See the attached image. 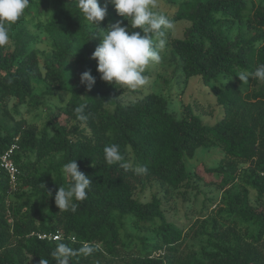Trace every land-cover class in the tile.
I'll list each match as a JSON object with an SVG mask.
<instances>
[{"label": "trees", "instance_id": "obj_1", "mask_svg": "<svg viewBox=\"0 0 264 264\" xmlns=\"http://www.w3.org/2000/svg\"><path fill=\"white\" fill-rule=\"evenodd\" d=\"M248 1L184 0L169 17L175 24H190L182 38L171 39L167 34L172 54L180 60L184 82L199 76L225 112L221 121L209 126L191 110L178 119L168 111L169 101L157 94L122 103L121 87L109 86L96 71L97 62L91 56L98 38L93 37L100 35L87 25L78 0H30L10 31L13 52L0 47V111L7 114L12 99L18 100L16 114L20 105H39L34 82L42 81L50 98L66 96L60 108L75 125L70 129L57 126L51 134L49 127L39 132L23 119L13 127L0 120V153L18 145L13 159L20 169L14 187L0 168V264H40L41 259L56 264L51 253L57 244L79 249L82 242L90 243L95 251L72 257L70 264H264V211L258 212L248 199L250 188L257 193L258 203L264 201V86L244 94V83L236 77L264 64V43L257 47L258 41L264 42V5L257 6L248 21V27L257 31L249 42L239 37L229 43L216 29L220 22L243 23ZM99 2L107 4V15L116 12L107 0ZM50 10L44 28L52 51L42 65L39 50L31 48L37 37L29 26ZM68 69H76L73 87L68 85ZM85 71L96 78L90 91L80 82ZM249 82L258 83L251 78ZM80 105H86L88 118L83 121L74 112ZM109 144L119 145L129 164L127 171L119 164L106 163L103 149ZM214 146L225 153L217 167L204 166V175L188 170L186 158H194L202 147ZM74 159L92 184L87 199L74 201L78 204L75 212L60 211L54 196L58 187L71 183L62 169ZM137 165L146 166L148 173L136 175L133 169ZM140 177L157 181L167 191L192 188L197 181L226 191L242 179L246 186L233 198L231 208L256 229L247 237L233 229L211 234L200 251L181 255L184 231L167 220L162 201L157 196L148 203L135 199V183ZM47 191L52 197H47ZM126 218H133L135 227L150 223L158 239L143 240L139 254L113 263L120 250H130L134 244V240L127 244L121 236ZM57 231L62 232L63 240L36 236ZM163 251L165 255H153Z\"/></svg>", "mask_w": 264, "mask_h": 264}, {"label": "rangeland", "instance_id": "obj_2", "mask_svg": "<svg viewBox=\"0 0 264 264\" xmlns=\"http://www.w3.org/2000/svg\"><path fill=\"white\" fill-rule=\"evenodd\" d=\"M184 0H154V11L172 17L175 13L179 2ZM264 5V0H249L248 7L244 12L243 23L241 22H220L216 29L220 31L223 37L229 43H234L239 37L242 42H249L257 33L256 29L248 27V21L252 17L254 9ZM44 14L34 21V24L29 26V30L37 37V42L31 45V48L39 50L40 62L43 65L48 59L52 47L48 34L45 32L44 24L47 23L51 16ZM123 17L117 12H112L106 15L104 21L99 24V28L106 29L109 25L119 22L121 26L130 28V21H123ZM42 24V26L39 25ZM87 25L92 28L98 35H102L101 30L87 22ZM190 26L187 22H179L175 24V28L168 32L171 39L182 38L186 28ZM135 31H141L135 29ZM143 35V33L141 32ZM156 39V38H155ZM100 43L98 38L96 46ZM6 53H11L14 50L13 43L9 42L5 46ZM161 62L153 63L147 66L143 73L148 77V83L137 90H129L126 87H121L122 95L121 102L128 103L134 101L138 97H144L148 94H157L163 96L169 101L168 111L175 115L178 119L183 118L190 110L201 117L206 125L214 126L224 118L223 108L217 104L215 95L206 86L202 85L201 78L193 77L189 83L184 82V73L180 67V60L172 54V48L167 43V47L161 51ZM76 69H68L70 87L74 86ZM79 81V80H78ZM225 82V81H224ZM113 86L112 84H108ZM264 86V82L258 81L244 83L241 90L244 94L251 93ZM120 87V86H116ZM48 86L45 82H34V92L41 103L36 107L28 106L27 104L20 105L18 114L14 112L16 99H12L9 103L8 113L0 111V120L7 126L13 127L23 119L25 125H31L41 132L44 128L49 127V132L54 134L57 126H64L70 129L75 123L69 121L64 115L60 106L66 96L50 98L47 93ZM13 116H12V115ZM225 158V153L220 146L202 147L197 150L194 158H186L185 164L188 170L195 172L198 170L204 175L203 167H217ZM130 163L132 159L130 158ZM244 169L247 165H243ZM212 180H216L212 176ZM206 180V178H205ZM211 180V181H212ZM207 181V180H206ZM210 182V181H209ZM208 182V183H209ZM135 199L142 203L151 202L154 196H157L162 201V208L169 222L175 223L184 231V241L179 248V253L186 254L190 251H200L201 247L207 245L208 238L211 234L226 232L228 229L235 230L238 234L247 237L256 229L252 223L246 222L239 215H235L231 208V201L239 195L245 183L242 179L237 181L233 186L226 191H222L217 187L206 186L204 181L192 183V188H183L180 191L166 190L153 179L140 177L135 183ZM249 189V203L255 206L259 211H264V201L257 202V193ZM117 219V216H115ZM124 226L121 228L122 239L127 244L134 240L130 250H120L119 256L113 260L108 257L107 260H112L113 263H121L122 259H127L132 255H137L143 250V240L146 242H155L158 237L155 234L153 226L150 223H142L140 227L134 226L133 218L124 219ZM160 222H157V228ZM153 228V230H152ZM264 253V246H262ZM153 255H165V251L156 252Z\"/></svg>", "mask_w": 264, "mask_h": 264}, {"label": "clouds", "instance_id": "obj_3", "mask_svg": "<svg viewBox=\"0 0 264 264\" xmlns=\"http://www.w3.org/2000/svg\"><path fill=\"white\" fill-rule=\"evenodd\" d=\"M114 6L117 14L130 21V28L121 26L119 22L109 25L106 29L99 28V24L107 15V4L101 6L99 0H78V8L84 18L101 30L100 43L92 53L91 59L97 62V73L100 79L115 87H126L137 90L148 83V77L143 73L148 65L161 62V51L167 47V33L175 28V22L168 16L160 14L155 8L154 0H107ZM30 6V0H0V47L10 42L12 26L23 16ZM140 29L141 31H135ZM143 33V35L141 34ZM153 37L156 39L154 40ZM257 42V47L261 45ZM242 83L249 79L264 82V64H259L255 71H241L237 74ZM81 84L90 91L96 83V78L85 71L80 76ZM117 88V87H116ZM86 105L75 107L74 112L79 120H86ZM104 158L108 165L119 164L127 171L129 164L121 154L118 144L106 145L103 149ZM63 174L71 180L66 187L60 186L55 193L54 202L60 211L77 210L78 204L74 201L87 199L92 179L80 171L76 159L63 165ZM136 175H146L148 168L137 165L133 169ZM44 187V186H43ZM47 197H52V192H46ZM95 248L88 242H82L79 249H74L64 243L57 244L51 253L56 264H70V259L77 255L89 256ZM40 264H48L47 260Z\"/></svg>", "mask_w": 264, "mask_h": 264}, {"label": "built area", "instance_id": "obj_4", "mask_svg": "<svg viewBox=\"0 0 264 264\" xmlns=\"http://www.w3.org/2000/svg\"><path fill=\"white\" fill-rule=\"evenodd\" d=\"M18 148V145L14 144L4 153H0V168L9 175L11 184L14 187L18 183V177L20 175V169L13 159L14 154ZM36 236L39 239L47 241H60L64 239V235L60 231L37 233ZM72 240L75 241V238H72Z\"/></svg>", "mask_w": 264, "mask_h": 264}]
</instances>
